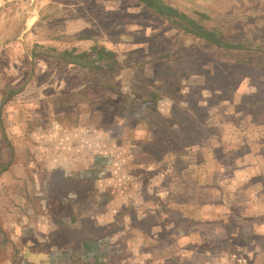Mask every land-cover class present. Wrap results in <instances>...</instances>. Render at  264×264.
I'll return each instance as SVG.
<instances>
[{
    "label": "rangeland",
    "instance_id": "obj_1",
    "mask_svg": "<svg viewBox=\"0 0 264 264\" xmlns=\"http://www.w3.org/2000/svg\"><path fill=\"white\" fill-rule=\"evenodd\" d=\"M20 1H23V4H17V0H7L5 7L8 6L5 9L0 5V19H9L8 22L15 18V20L18 19V29L26 17L34 14L30 6L35 3L37 21L29 39L33 38L38 43L33 44L32 41H25L28 44L25 45L24 52L15 53L13 59H16L17 62L9 64L12 71L11 77L18 74L15 66L19 65L23 70L19 77V84H10L9 88L12 91L20 88L18 90L20 91L18 92L19 98L26 103L25 105L21 101L14 100V104L20 103L16 106L19 109L18 119H25V122L23 120L17 122V126H21L26 133L22 136L10 127L11 142L17 141L16 144L26 148V144L30 141L34 148L32 156L35 154L45 159L68 152L65 149L62 150V147L67 148L70 145L75 146V152L79 155L83 150L80 146L85 145H88L89 148L83 147L85 149L83 151L88 155L97 150L106 151L105 161L115 158L114 160L118 162V157L121 154L124 159H121L118 164L124 169L120 168L118 172L125 173L126 177L129 174L131 177L135 173V166L133 161L126 157L128 142L123 139L128 138L133 128L137 132L134 136L139 135L141 138H150L151 133L146 129V126L136 125L134 127L132 119L126 114L127 112H119L111 116V112L102 113L100 105L89 107L87 112H92L94 108L93 112L98 110V114L87 124L86 115L81 118L78 116L80 111L84 112L87 109L88 103L83 100L85 97H96L100 88L108 84L118 90L120 97L114 94L110 95L111 93L108 91L104 92V98L109 97L115 100L119 105L118 109H120L123 107V100L130 99L132 102H136L138 98L136 93L145 94L148 91H153L155 87H162L164 84L161 76L171 78L167 84L173 83V78L169 76L173 74L179 78V82L182 84L177 86L179 94L173 98L170 92L162 87L161 93L165 96L160 102L158 113L164 117L170 118L169 116H171L178 120L181 125L176 129V132L180 135H182L181 132H184L193 137L192 130H195L196 134L199 132L202 149L200 148L199 153L192 155V158L186 157V161L193 160L195 162V167L189 168L185 166L184 161H180L179 165L176 164L180 167L178 169L175 165L177 162L173 161V157L169 158L174 172L171 176L174 180L179 181L178 184H172L170 192L173 190L176 192L177 188H193L194 178L199 177V172L202 174L205 171H199L197 166L210 161L208 156L211 155L214 162H210L206 166L204 164V167L210 169V177H215L217 180V183L213 184L216 185L214 188L216 191H213V194L207 193L190 199V203L192 201L196 205L206 204L201 215L208 216L211 206L218 205V208H223L226 205L235 206L241 201H247L246 189L241 190L240 185V191H236V186L243 182V177H247L245 170L244 172L235 171L234 168L240 165H251L250 169L255 175L253 178H257V182H259L254 184V187L258 188L259 186V190H261V196L256 200L260 205H264V186L260 185L262 183L261 174L264 176V59L262 63L255 62V54L251 52L255 48L264 51V0H160L165 6L176 10L178 15L194 19L198 25L213 32L217 38L228 41L230 45H241V48L238 49H247L238 51L231 48V53L227 52L225 48L217 50L203 41L184 35L167 19L162 21L149 7L137 0H78V2L77 0H34L32 3H29L30 0ZM49 3H51L50 7ZM17 12L20 13L15 16ZM61 19H67L66 28ZM33 46H42L54 52L68 50L71 52L70 56H75L77 60H85L89 57L98 66H117L119 69L113 74L107 75L99 70L79 67L74 62L69 63L67 59L57 58L51 55L52 51L38 56L32 53ZM85 51H88V54ZM257 56L262 58L263 54L258 52ZM28 57L32 59L34 66H37L34 68L35 75H32V71L25 63ZM151 58L152 62H146ZM236 58L247 59L250 63L237 61ZM32 76L35 77L32 78ZM22 82L24 85L26 84L24 90H22ZM151 84H154V88ZM219 93L225 94L226 98L221 99ZM78 94L81 95L78 96ZM40 98L45 99L42 101ZM58 98L60 101L57 100ZM27 102H32V105H27ZM196 107L199 109V113L205 115L201 116V119L191 115V108ZM235 109H238V112ZM223 112L234 115L221 122L219 118ZM45 113L51 117H46ZM5 116L2 118L5 119ZM119 121L124 129L117 128L116 124ZM70 127L74 128L70 129ZM27 136L31 137L30 140ZM1 143L0 141V169L5 167L3 162L8 156L7 160L9 158L13 160L12 156L16 160V158L25 159L30 155L28 149L25 151L21 149L19 156L20 150L13 149V147L6 150L4 143ZM83 153L82 156H84ZM194 153L192 152V154ZM257 164L261 167H257ZM12 167L15 172L19 173L20 171L24 174V166L15 164ZM207 168L206 170H208ZM41 170L38 166L39 178L41 175L43 179L44 174ZM176 170L177 173H175ZM137 172L140 173L141 169L137 168ZM58 176L52 174L53 178L49 184L45 182V191L41 188L44 182L42 179L38 180L34 184L35 186L33 185L34 187L32 182L26 186L25 181H17L14 176L8 174L3 176L4 183L9 185L7 187L1 183L0 178V221L8 214L18 218L17 208L25 209V206L30 208L31 205L29 203L24 205L22 200L25 195L22 190L30 189L29 187H36L45 192L46 196L42 200L41 210H45L46 218L51 217L50 220L64 217L74 205H85V202L80 205L79 200L67 198L68 192L74 196H82L81 193H86L82 181H71L66 175L62 178ZM159 179V176L152 177L147 189L157 192V196L160 198L166 195L168 188L159 185ZM139 181L137 179L135 189L137 194L135 196L138 197H140L141 191H144V189H139ZM232 184L233 190L236 192L233 191L232 194L225 197L223 195L225 186L230 187ZM22 185H25V188ZM127 186L128 183L121 190L122 199L128 198L129 188ZM208 186L210 187V185ZM162 188L165 191L163 190L164 193L160 194ZM241 193L242 195H240ZM254 193L258 194V191ZM192 203L190 207H193ZM140 206H138L139 210H147L146 204ZM158 209L160 210L161 207ZM119 210L122 212L120 217L125 220H128V215H132L127 213L123 207ZM237 211L240 214L242 212L247 214L246 210L236 209ZM252 213L249 215L251 216ZM237 214L239 215V213ZM132 217L128 222L132 220ZM237 220L234 219V223H231L229 227L236 224ZM28 221L25 219V225L29 227V232L31 223ZM9 224L10 222L7 221L4 226L5 234L0 235V264H40L41 262L37 260L29 261L17 256L20 253V246L17 249L13 248L11 241L8 242L6 239V236L8 237L11 232L17 233V231L13 232L8 228ZM34 224L37 226L39 223L34 222ZM52 225V228L45 232L48 242L54 247L56 246L59 251L78 250L81 245V237L86 234L79 233L72 227ZM253 225L259 226V231H262L264 218H254ZM216 229L218 232L215 234L216 237L213 235L214 230H211L210 233L208 228L201 229V242L203 243L201 248L195 251L202 254H213V256L204 254L205 256H194L192 260L187 259L178 263L181 260L172 254L174 253L172 251L181 247L177 245L173 248H171L172 246L168 247L169 260L161 262V254H154L153 257L156 260L152 264H160V262L161 264H264V238L259 241L260 248L254 252L252 247L243 248L241 240L228 238L232 242H224L223 238L218 237L222 231L221 228ZM227 230L232 231L233 229L228 228ZM241 232L249 235L250 229L246 227L241 229ZM138 234L140 233L138 232ZM138 236L135 242L136 246L133 243V247H131L135 248L136 264H149V255L145 254V241L142 242L140 235ZM169 237L174 238L172 234ZM10 240L17 241L16 237ZM209 240L214 241L208 242ZM158 242L160 239L157 238L156 246H158ZM159 249L156 252L160 253ZM223 251L229 253L227 254L228 260L216 261L214 254ZM248 254H255V257L248 261L245 259ZM117 256L121 258L122 263L132 262L130 258L133 255H129L125 251L120 252ZM89 257L88 261L83 259L76 264H101L100 260ZM60 264L67 263L61 262Z\"/></svg>",
    "mask_w": 264,
    "mask_h": 264
},
{
    "label": "crops",
    "instance_id": "obj_2",
    "mask_svg": "<svg viewBox=\"0 0 264 264\" xmlns=\"http://www.w3.org/2000/svg\"><path fill=\"white\" fill-rule=\"evenodd\" d=\"M10 1V0H9ZM34 2V0H30L29 3ZM98 1V0H97ZM78 2V0H77ZM7 3V0H0V5L3 9H5V4ZM17 4H23V1L17 0ZM4 5V7H3ZM33 6H30L32 8V12L34 14L26 17L24 19L23 24L20 28L17 29V23L18 19H12L11 22H8V20L0 19V141L1 144L4 143L6 146V150L11 149H18L20 152H18L19 156L21 154V149L29 150V156H26V158H16L12 156L11 160L10 158L3 163L5 164L3 169H0V178L1 183H4L3 176H7L8 174L11 176H14L17 181H25L27 185H29L30 182H32V186L40 181L42 179L41 175L39 178V174L37 172L38 166L42 169V173L44 174V180L43 187L45 191V182L46 184L50 182V180L53 178L52 174H57L62 178L64 175L69 177L71 181L73 180H80L83 183L84 190L86 189V193H81L82 196L72 194L71 192H68L67 198L71 200H79L80 205L85 202V205L72 206V209L70 211H67V214L64 215V217H57L54 220H50L51 217L46 218L47 214L45 213V210H41V203L42 200L45 198V192L43 190H39L35 188L22 190L24 192V197H22L23 204L28 205V203L31 205L30 208L20 209L17 208V217L14 218V215H6L4 216L0 221V235H4V226L7 221L10 222L8 228H10L11 231L14 232L17 231V233H10L9 236H6V239H8V242L11 243L12 247L18 248L20 246V253L17 254L18 257H22L25 260H37L41 262L40 264H60L61 262H66L67 264H76L77 262H81L83 259L85 261H88L90 258L89 256L96 258V260H100L101 264H106L108 260H112V255L120 254V252L125 251L129 255L132 254V262H128V264H136L137 258L135 259V248L133 247V243L136 246L135 242L136 239L140 235L141 241H145V254L149 255V264H152L156 258H154V254H161L160 261L163 262L166 259H170L168 257V247L172 246L177 247V245H180L181 247L179 249H176L175 251H172L174 253V257H179L181 261H186L194 259V256H213V254L208 253H197V249L199 250V247L202 246L201 244V229L208 228L210 230H214L213 235H215L217 232L216 228H221L222 231H220V234L218 237L223 238L224 242L228 240V238H231L236 234L237 235H243L248 236L244 232H241V229L248 227L250 229V232L248 234H264V226L262 231H259V226L253 225V219L257 218L260 219L261 217L264 218V205H260V203L257 202L256 199H259L261 196V190H259V186L254 187V184L259 183L257 182V178H253L255 175L253 174V170L250 168L251 165H240L237 166V168H234L235 171L244 172V170L247 172V177H243V182L239 184L236 191H240L239 187L242 185L241 190L246 189L247 201L243 202L241 201L239 204L234 205H226L223 208L216 206H211L210 212L208 216L205 214L201 215L203 211V207L206 204H194L192 203L193 207L191 206V203L188 205H181L180 206V212L182 213V216L186 218V221L188 222L187 227L184 226V224H179L180 220L182 219L179 217V215L176 213V218H168V212L163 209L161 206V209H158L157 202H155L152 197L154 194L157 196L158 193L154 192L153 190L150 191L147 189L148 183L151 182L152 177H158L152 176L148 178L149 171L153 168V163H148L147 167L144 166L142 163L145 159V153L143 151L144 146L149 145V140L147 138H141V136L136 135L137 133L133 129L127 139L128 142V155L126 157L130 158L129 160L133 161L135 173L129 176V174L125 175V173H120L118 170L124 169L123 167H119V161L121 159H124V157L120 154V157H118V162H116L112 158V160L105 161L106 151L103 150H97L91 155H88L87 152H84L85 150L83 147H88V145L80 146L82 147V151L79 154H76L75 152V146L70 145L67 148H63L68 152H63L57 156L54 157H48V158H41L36 156L35 154L32 156V152L34 150L33 145L30 143L26 144L27 147L23 148L21 145L11 142V138L9 137V128L12 127L15 131L19 132L22 136L24 133V129L20 126H17V122L20 120H23V118H19L17 114L18 112V104H14L15 101H21V103H25L22 101V99L19 98L18 91L20 88H17L16 91L10 90V84L17 85L19 84V77L23 73L21 69V66L17 65L15 66V70L18 73L17 75H12V71L10 70L11 66H9L12 62H17L16 59H13V55L18 52H24L25 45L28 44L29 41H32L31 43L35 44L38 43L33 38L32 40L29 39L30 33L32 34V29L36 26V19L37 16L35 15L36 7L35 3L32 4ZM49 7L51 3L48 4ZM23 6V5H22ZM2 9V10H3ZM17 12L15 16L18 15ZM50 21H52L50 19ZM64 23V27L66 28L67 19H61ZM13 26V28L8 29L10 26ZM14 31H13V30ZM8 32H11L10 34ZM28 41V42H25ZM40 43V42H39ZM53 56L60 58L56 56L57 52L62 51H56L54 52L51 49H47L42 46H33L32 53L36 55H42V54H48L51 53ZM68 51V50H63ZM10 52V54H9ZM69 52V51H68ZM86 54H88V51H85ZM74 59L78 62H85L83 60H77L74 56ZM69 60L70 62H74L73 60ZM24 61V60H22ZM26 65L28 66V69L32 71V75H35L34 68L37 67L34 66V63L32 59L28 57L25 61ZM75 63V62H74ZM25 65V66H26ZM14 67V66H13ZM24 68V67H23ZM37 74V73H36ZM11 77V78H9ZM35 76H32L34 78ZM22 86V90H24V87L26 84ZM26 83V82H25ZM41 99V98H40ZM45 99V98H44ZM44 99H41L44 101ZM57 100L60 101L58 98ZM38 101L39 98H38ZM33 102V101H32ZM32 102H27V105H32ZM13 103V105H12ZM30 103V104H28ZM24 105V104H22ZM26 105V103H25ZM86 111H80L81 113L78 115L79 118L84 117L85 115V121L86 123H90L93 118L96 117L98 114V110L96 112H87ZM4 114V115H3ZM6 115V116H5ZM46 117H51L48 114H46ZM5 116L6 118L3 119L2 117ZM39 119V118H38ZM5 122V123H4ZM11 122V123H10ZM83 125H85L84 122H82ZM118 125V124H116ZM35 127V126H34ZM66 128L69 126H65ZM74 128V127H70ZM28 137V136H27ZM23 138V137H22ZM31 138V137H30ZM28 137V140H30ZM87 150V149H86ZM84 152V153H83ZM82 153L84 156H82ZM37 154V153H36ZM114 160V161H113ZM128 160V162H129ZM163 161V159H162ZM260 161H263V159H260ZM161 160L158 161L157 165L160 166ZM258 163V162H257ZM15 164H19L21 166H24V174L19 171L15 172L12 170V166ZM251 164V163H250ZM156 165V166H157ZM261 165L257 164V167ZM138 170L141 169V172L138 173ZM258 170V169H257ZM18 171V170H17ZM200 171V169H199ZM59 173V174H58ZM167 174V173H163ZM201 172H199V177L196 179L194 178V185H196V182H201L200 179H202V175H200ZM170 176L171 174H167ZM58 176V177H59ZM163 177V175H162ZM172 177V176H171ZM208 177H210V173H208ZM261 181L262 187L264 186V176L261 174ZM126 178V179H125ZM137 179L139 181V189H144V191H141L140 197L135 196L136 194V183ZM155 180V179H154ZM196 181V182H195ZM172 182V181H171ZM170 182V184H171ZM179 181H177L176 184H178ZM128 183V191L127 196L128 198L122 199L121 190ZM7 187L9 186L6 182L4 183ZM161 184V183H160ZM159 184V185H160ZM169 184V185H170ZM35 186V185H34ZM33 186V187H34ZM38 186V185H37ZM163 186V185H162ZM216 186V185H215ZM23 188H25V185H22ZM39 187V186H38ZM132 187V188H131ZM165 186H163L164 188ZM172 185L166 186L168 190L166 191V195L164 197L160 198H173L177 197L180 194H186L189 199H192V197L196 196L197 198L204 194H213V191L215 192L216 187H213L210 185L208 190H201L198 186V190L196 188L192 189H178L176 192L173 190V192H170L169 189H171ZM212 187V191H211ZM233 184L230 187L225 186V189L223 190V195L225 197L228 194H232L233 191ZM261 187V186H260ZM162 188V191L160 194L164 193ZM147 189V190H146ZM257 189V190H256ZM81 190V188H80ZM211 191V192H210ZM235 191V192H236ZM258 191V194H255L254 192ZM1 192V190H0ZM248 192V193H247ZM172 194V195H171ZM242 195V193L240 194ZM130 196V197H129ZM25 197H28V199H25ZM74 197V198H73ZM122 199V200H121ZM144 203H141V202ZM246 203V204H245ZM146 204V211L139 210L138 206ZM123 207L124 210H127V213L132 214V220L128 222L129 219H131V216L128 215V220H125L124 218L120 217L119 208ZM141 207V206H140ZM235 208V212H234ZM236 209H240L242 211H247V214H244L243 212L240 214L239 211L236 212ZM249 209V210H247ZM194 211V212H193ZM177 212V211H176ZM254 212V213H252ZM239 213V215L237 214ZM249 213H252L251 216ZM256 217H255V215ZM122 216V215H121ZM150 216V217H149ZM253 216V217H252ZM151 218L147 221V218ZM148 218V219H149ZM180 218V219H179ZM240 218V219H239ZM25 219L29 220L28 222L31 223V231L28 232V226L25 225ZM168 219V220H167ZM234 219H238L236 224H234L232 227H229L231 223H234ZM166 220V221H165ZM124 221V222H123ZM125 221H127L125 223ZM34 222H38L39 224L36 226ZM122 222V223H119ZM228 223V224H227ZM240 223V224H239ZM244 223V224H243ZM52 224L55 226H61V227H72L74 230H77L79 233H84L86 236L81 237V245L78 248V250H69L67 252L65 251H59L58 248L53 246L50 242H48L45 232L52 228ZM233 229L232 231H228L227 229ZM137 230L134 232V230ZM161 229V230H159ZM258 229V230H257ZM144 230V231H143ZM157 230H159L157 232ZM168 230H170V233H168ZM239 231V232H238ZM138 232L140 234H138ZM15 234V235H14ZM173 235L174 238L169 237L170 235ZM168 235V237H167ZM211 235V234H210ZM212 235V236H213ZM217 235H215L216 237ZM16 237L17 241L10 240L11 238L14 239ZM10 238V239H9ZM160 239V242H158V246L155 245L156 239ZM217 240V238H214ZM232 239V238H231ZM230 240V239H229ZM214 241V240H209ZM123 245V246H122ZM125 245V246H124ZM258 248H260L261 245H257ZM159 252H156L158 251ZM253 249V248H252ZM256 249H254V252ZM205 254V255H204ZM227 252L217 253L214 254L216 261L219 260H228L227 258ZM189 255V256H188ZM255 254H248L245 259L248 261L251 260V258L255 257ZM16 256V255H15ZM148 257V256H147ZM219 257V258H218ZM111 258V259H110ZM121 259V258H119ZM178 259V260H179ZM103 262V263H102ZM160 262V264H161ZM216 264V263H215Z\"/></svg>",
    "mask_w": 264,
    "mask_h": 264
},
{
    "label": "trees",
    "instance_id": "obj_3",
    "mask_svg": "<svg viewBox=\"0 0 264 264\" xmlns=\"http://www.w3.org/2000/svg\"><path fill=\"white\" fill-rule=\"evenodd\" d=\"M137 1L149 7L155 14H157L160 17L162 21H165L167 19V21L171 25L176 26L179 30L182 31L184 35H189L194 39L203 41L207 43L210 47L212 46L217 50L225 48L227 49V52H230V53H231L230 51L231 48L236 49L238 51L247 50V49H238V48H241V45H230L228 41L217 38V36L213 32L203 29L200 25H198V23L194 19L187 17V16L178 15L176 10H173L172 8L165 6L160 0H137ZM176 17H178V19H176ZM251 52L255 54V62L262 63L264 59V51L258 50L255 48L254 50H251ZM258 52L263 54L262 58H258L257 56ZM56 54H57L56 56L67 59V60L74 58L73 55L72 57L70 56L71 52H68V51L57 52ZM84 56H87V55H84ZM240 59L241 58H236L237 61H239ZM71 60H73L75 64H77L79 67L88 68L90 70H99L100 72H103L107 75H111L117 69H119L117 66L116 67L98 66L94 64L93 60L89 57L83 60L85 62H78L74 59H71ZM152 61L153 59L151 58V59H148L146 62H152ZM240 62L250 63V61H248L247 59H242L240 60ZM169 76L173 78L174 82L167 84V82L171 78L169 79L167 77L161 76V79L164 84L162 87L166 88V90L170 92L171 97L175 98L179 94L177 90V86H180L182 84L181 82H179V78L176 77L175 75L170 74ZM151 86L154 88V84H151ZM162 87H155L153 91H148L145 94H139V93L137 94L136 93L137 91H134L136 95H138L137 101L132 102L130 99L123 100L124 104L122 108L120 107V109H118L119 105H117L118 103H116L115 100H112L109 97L104 98V92H108V91H110L109 92L111 93L110 95L114 94L120 97V94H118V90H116L114 87L108 84L103 85L100 88V91L96 97L95 96L94 98L85 97L83 102L88 103L86 105L87 109L85 110H89V107H93L94 105H100V107L102 108L101 112L102 113L111 112L110 113L111 116H114L115 114L119 112H122V113L127 112L126 114L128 115V117L132 119L133 121L132 125L134 127L136 125L146 126V129L151 133V137L148 138L149 145L144 146L143 151L146 155H145V159L143 160L144 162L142 164L147 167L148 163L150 162L153 163V168L149 171L148 178L158 175L160 178L158 184L161 183V185L166 187L167 185L170 186L173 183H177L178 181L176 179L174 180V178H172L173 176L171 177V175L170 176L167 175V174L174 173L172 171L173 167L169 163V158L173 157L172 158L173 161L177 162L175 163V165L176 164L179 165L180 161H184L185 166H188L189 168L195 167V162L193 160L186 161V157L192 158L191 157L192 155L194 156L196 153H199V150L201 148L199 139L201 136L199 132H197L196 134L195 130H192L194 132L193 137H191L190 135L184 132H181L182 135H180L178 134V132H176V129L180 128V125H181L178 120H176L175 118L171 116H169L170 118H167V117L162 116L161 114L159 115L158 107L160 105L161 100L165 96L161 93ZM219 94H220L221 99L226 98L225 94H222V93H219ZM80 95L81 94H78V96ZM125 105H126V108H125ZM233 106L235 107V104H233ZM255 106L257 107V105ZM239 108L241 109L242 107H239ZM114 110H116V112H114ZM235 110L238 112V109H235ZM93 111H94V108L92 110V113ZM190 112L194 118L201 119V116H205L204 114L199 113V109L197 107L191 108ZM233 115L234 114H230V113L225 114V112H223L220 114L219 119H221V122L226 121L227 119L232 118ZM117 128H121V129L123 128V126H121L120 124V121L118 122ZM192 152H195V153L192 154ZM208 157L209 159H211L210 161H207L206 163H201V165L197 166L198 169L205 170L201 174L202 175L201 182L198 183L195 181L196 185L201 190L208 189L209 187L208 185H213L217 183V180L215 179V177H208V173H210V169H208L207 167H204V164L206 166L207 164L209 165L210 162L212 163L214 162L213 156L211 157V155H209ZM160 160H161V163H160V166H158L157 163ZM206 168L208 170H206ZM178 169H180V167H178ZM164 172L167 174H163ZM175 173H177V170ZM213 180L215 181L213 182ZM197 186L194 185L193 188H196L198 190ZM213 187L215 186L213 185ZM190 189H192V187ZM152 199H154L155 202H157L158 207L162 206L163 209L168 212V215H167L168 218H171V217L176 218L175 214L177 213L179 217L182 219V221L180 220L179 224L180 225L184 224V226L187 227L186 224H188L187 222L188 220L186 221V218L182 216V213L180 212L181 205H188L190 203V199L188 198L186 194H180L179 196L173 197L171 199L168 197L159 198L158 196L154 195ZM148 218H147V221L151 219V218L149 219ZM159 230H157V232ZM169 231L170 230H168V233ZM231 238L241 240L243 248L252 247L253 249H257L258 248L257 245L259 244V241L262 240L261 238H264V234L260 235V234L252 233L248 236H243V235L236 236L235 234ZM227 242L231 243L232 241L228 239ZM199 248H201V246ZM116 256L117 254L112 256L113 257L112 260L110 261L108 260L106 264H125L121 262V259H119L118 256L117 257Z\"/></svg>",
    "mask_w": 264,
    "mask_h": 264
}]
</instances>
